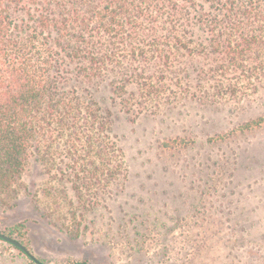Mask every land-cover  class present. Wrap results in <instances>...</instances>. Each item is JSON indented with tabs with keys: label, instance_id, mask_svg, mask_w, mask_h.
<instances>
[{
	"label": "rangeland",
	"instance_id": "374dc122",
	"mask_svg": "<svg viewBox=\"0 0 264 264\" xmlns=\"http://www.w3.org/2000/svg\"><path fill=\"white\" fill-rule=\"evenodd\" d=\"M179 64L181 87L170 77L152 101L141 100L136 81L123 84L128 108L113 94L114 71L78 85L107 118L98 130L105 170L117 171L84 188L83 174L67 169L65 141L49 168L29 155L0 194V233L38 263L0 240V264H264V73L256 89L241 78L229 95L234 72H209L194 90V70L214 66L213 57ZM131 66L117 67L118 80ZM168 140L175 149L163 147Z\"/></svg>",
	"mask_w": 264,
	"mask_h": 264
},
{
	"label": "trees",
	"instance_id": "16d2710c",
	"mask_svg": "<svg viewBox=\"0 0 264 264\" xmlns=\"http://www.w3.org/2000/svg\"><path fill=\"white\" fill-rule=\"evenodd\" d=\"M211 57L214 66L194 70V90L209 72L237 75L229 95L238 94L241 78L256 89L264 0H0V194L12 189L29 155L41 154L49 168L59 140L84 188L115 174L105 170L109 147L98 131L107 118L78 85L114 71L113 94L128 108L123 84L136 81L141 100L152 101L170 77L181 87V60ZM124 62L136 66L118 80ZM163 147L175 149L172 140ZM88 157L99 164L88 169Z\"/></svg>",
	"mask_w": 264,
	"mask_h": 264
},
{
	"label": "water",
	"instance_id": "95a60500",
	"mask_svg": "<svg viewBox=\"0 0 264 264\" xmlns=\"http://www.w3.org/2000/svg\"><path fill=\"white\" fill-rule=\"evenodd\" d=\"M0 240L16 247L17 249L21 250L23 253H25L30 259H32L34 262L38 263L37 260H35L27 251V249L17 240L14 238L7 236L5 234L0 233Z\"/></svg>",
	"mask_w": 264,
	"mask_h": 264
}]
</instances>
